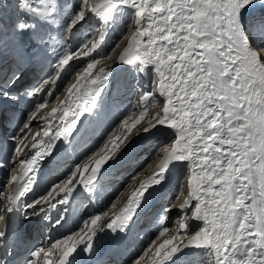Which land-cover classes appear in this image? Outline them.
Listing matches in <instances>:
<instances>
[{
  "label": "snow or ice",
  "instance_id": "snow-or-ice-1",
  "mask_svg": "<svg viewBox=\"0 0 264 264\" xmlns=\"http://www.w3.org/2000/svg\"><path fill=\"white\" fill-rule=\"evenodd\" d=\"M16 10L11 42L0 19V52L11 46L16 57L0 69V101L12 104L0 107V125H14L11 150L0 155V199L7 201L0 205V246L7 219L19 214L24 222L46 221L49 233L24 264H93L98 237L126 235L150 198L182 173L173 199L156 214L154 238L130 264H183L191 256L206 264H264V0H17ZM115 31L120 36L110 46ZM121 44L116 62L151 72L148 90L141 88L99 144L38 191L47 161L61 151L77 155L80 128L100 112L113 75L100 65ZM41 54L44 75L24 84ZM43 109L50 110L41 115ZM134 130L138 139L160 142L125 186L158 161L152 172L119 211L109 215L113 200L53 239L78 198L94 202Z\"/></svg>",
  "mask_w": 264,
  "mask_h": 264
},
{
  "label": "bare ground",
  "instance_id": "bare-ground-1",
  "mask_svg": "<svg viewBox=\"0 0 264 264\" xmlns=\"http://www.w3.org/2000/svg\"><path fill=\"white\" fill-rule=\"evenodd\" d=\"M75 44V43H73ZM124 47V44H121V47L117 49L116 51V55L115 57L120 53V51L122 50V48ZM11 54V53H10ZM41 57H42V54H41ZM43 62H46V61H43ZM34 65L35 68H37L35 66V64H32ZM127 65H124V64H120V63H117L115 58L112 59V60H109L107 62V65L105 66V68H111L112 69V72H113V75H112V78H114V76H116V74L119 72H121L123 70L124 67H126ZM40 68V66H39ZM44 75V72H42V70L40 71L39 69L36 71V70H29L28 73L25 75V78L24 80H26V82H29L31 80H33L34 82H36L41 76ZM151 77V73L149 74ZM147 76V75H146ZM150 77V78H151ZM142 78V77H141ZM151 80V79H150ZM133 81H136V79H134ZM63 87V86H62ZM62 87L60 89V95H61V98H63V92H62ZM2 101H0V104H1ZM103 105H107L105 102L103 103ZM102 108V107H101ZM44 110V109H43ZM48 110V109H46ZM50 110V109H49ZM158 109H154V110H151L152 112H155L157 111ZM46 112V111H45ZM45 112H43V114H45ZM106 113L107 115L108 114H112V113H109V109L106 110ZM41 114V115H43ZM103 117L100 116V119ZM40 119V116L37 117V120ZM100 119L98 118H95L94 120H91L89 119V121L85 124L84 126V129L82 132H86L90 129L89 125H93L95 124L97 121H99ZM87 120V119H86ZM85 120V121H86ZM90 123V124H89ZM110 122H108L107 124H109ZM94 126V125H93ZM104 128V129H103ZM102 130L106 131V129H108L107 127H103ZM33 131H35V129H33ZM92 131L94 133H90L89 134V137L87 138V141H86V144L83 148V150L81 152H79L77 155H71L70 153H67L65 154V156L57 159L56 161V166H58L60 164V172H66L68 170V168L70 167V161H72L74 159V161H76L78 159V156L79 155H82L83 151L84 150H87L88 148H90L88 145L91 144V146H94L93 143L95 141H98L100 140V138L104 135L105 132H102L100 131V128L99 126L97 125L94 126V128H92ZM89 133V132H88ZM29 139H31V137H29ZM83 139V138H82ZM81 138H79V140L81 141L82 140ZM155 137H151V138H146L143 143H140L139 142L143 139H138L137 138V134L134 130L132 136L130 137V141H131V144H130V148L129 150H127V153L126 155L123 156V158L118 162V163H115V164H112V167L109 169L108 173L104 176V179L102 181V186H101V192L100 194L97 195V202L96 203H93L92 202H85L83 203V198H78L79 199V202L81 203L80 205V208L82 209V211H79V213L77 212L76 214V218H75V222L77 223H81L82 222V219H87V217L90 215V214H93V213H96V212H99V211H102L106 206L110 205L112 203V200L113 199H116L117 201V204H115V208H112L109 212V215H111L113 212H117L119 211L126 203V200H127V197L128 195L131 193V191L136 187L138 186L139 184V181L142 180L145 176L149 175L151 172H152V169L155 167V164L156 162L158 161H154L150 167H148L147 169H145L142 174L134 181L131 182V184L129 186H127V188L124 190V185H122V177H128V174L129 172H135L136 170H138L141 165H142V162L138 165H133L132 162L133 161H138V159H140L139 157L146 153V151H150L149 149L152 148V143L151 141H154ZM148 140V141H147ZM159 141V140H158ZM27 142V141H26ZM160 142V141H159ZM147 150H142L143 148H145ZM138 150H142L141 152H137ZM143 152V153H142ZM138 153V154H137ZM142 153V154H141ZM28 154V150L25 149V155ZM136 154V155H135ZM149 158V157H148ZM147 158V159H148ZM146 159V160H147ZM128 160V161H127ZM111 163V162H110ZM131 164L134 166L132 167V169L128 172L126 169L129 168L131 166ZM125 165V166H123ZM123 166V167H122ZM125 168V169H124ZM118 173V174H117ZM117 174V175H116ZM181 174V173H180ZM179 174V175H180ZM108 175V176H107ZM116 175V176H115ZM178 175V177H179ZM107 176V177H106ZM115 176V179L113 180V177ZM117 177V178H116ZM177 177V178H178ZM175 179V176L174 178L172 179L171 183H170V187H168L167 191L168 190H175L179 184H178V179ZM125 180V179H124ZM105 183V184H104ZM104 184V185H103ZM122 185V191L119 193V198L117 199V191L119 189V187ZM172 190V191H173ZM164 191V190H163ZM162 191V192H163ZM166 191V192H167ZM165 192V193H166ZM161 193V192H160ZM160 193H155L153 195L152 198H150V201L153 200L154 198L158 197V195ZM169 193V192H167ZM185 193H186V190H185ZM172 194V193H170ZM166 196V195H165ZM183 199V196L181 197V200ZM102 200V201H100ZM99 201V202H98ZM149 201V202H150ZM82 212V213H81ZM143 211H141L137 217L138 220H140V214L142 213ZM81 213V214H80ZM177 213H175V211L171 214L173 215H176ZM105 219H107V217H105ZM136 219V221H137ZM135 221V224L134 226L129 230L128 234L129 236H131L132 234V231L133 229L137 228L138 226V223H136ZM108 233H112L111 231H106L105 233H103L101 236L99 237H103L105 236L106 234ZM130 238V237H129ZM143 238V237H142ZM135 256L133 255H129L128 258H122V256L117 253L114 249H110L108 251V257H107V261L104 263V264H128V262L134 258ZM191 258V257H190ZM197 258V257H195ZM198 259V258H197ZM186 260H188V258H186ZM196 264V263H195Z\"/></svg>",
  "mask_w": 264,
  "mask_h": 264
},
{
  "label": "rangeland",
  "instance_id": "rangeland-1",
  "mask_svg": "<svg viewBox=\"0 0 264 264\" xmlns=\"http://www.w3.org/2000/svg\"><path fill=\"white\" fill-rule=\"evenodd\" d=\"M74 2H75V0H74ZM1 4H4V6L5 7H3L2 9L0 8V19L2 18H6V17H10L11 19H12V23L14 22V20L16 19V17H17V15H18V13H17V10H16V5H13L12 4V0H0V5ZM2 12H3V14H2ZM9 30H11V28H6V35H4V39L6 40V41H8V42H11L12 40H13V37H12V35H11V32L9 31ZM84 30L82 29L81 30V32H83ZM10 32V33H9ZM80 36H81V33H77V36L74 38V42L73 43H75V42H78V40L80 39ZM119 36H120V33L118 32V31H115V32H113V33H110V35H109V45L111 46L112 44H114L115 43V41L119 38ZM12 38V40L10 41V39ZM24 46H25V48L28 46V44L27 43H25L24 44ZM75 46V44H72V47H74ZM118 49V48H117ZM117 49H116V51H117ZM116 51H115V53H113V57L115 58V55H116ZM8 52H10V53H13V50H12V48H11V46L8 48V50H4V51H2V52H0V55H1V58H4V56H7L9 53ZM113 58V59H114ZM109 60H107V61H104V62H102V65H100V66H103V67H105L106 65H107V62H108ZM81 64L83 63L82 61L80 62ZM100 66H98V67H100ZM151 72H149L148 74H147V76L145 75V74H140L139 73V76H140V79H141V84L143 85V88H144V90H148V85L150 84V79H153V77H151L149 74H150ZM142 77V78H141ZM151 77V78H150ZM134 82V84L131 82L130 83V86L128 87V88H126L122 93H119V97H122V99H124L123 97H129V98H132L131 100L133 101V100H135V101H137V99H138V97L140 96V92H141V89H140V84L138 85V83H136V81H133ZM133 86L136 88V93H134V90H133ZM63 88V87H62ZM139 96H138V95ZM126 95V96H125ZM137 98V99H136ZM128 100V99H127ZM130 100V99H129ZM135 104L133 103V104H131L129 107H126V106H124V107H126V108H124L123 109V115H125V114H127L130 110H132V108H133V106H134ZM117 107H119V106H117ZM115 105H114V103H110V104H107V105H103L102 106V108H101V114H100V116H102L103 115V117L100 119V116L98 117V119H100L99 121H97L95 124H93L94 126H96L97 127V125L99 126V128H100V131H101V133L102 132H106L108 129H110V128H113L117 123H118V121L116 122V123H111L109 126H107V123H104V120H106L107 118L106 117H108L109 115H111V114H108L107 115V113H106V110L107 109H109V110H112V109H115V108H117ZM154 109H156V108H153L152 110H154ZM116 110V109H115ZM46 111V112H45ZM49 111V109L48 110H46V109H44V110H42V112H41V114H43V112H45V113H47ZM90 124V123H89ZM93 125H89V127H90V129L88 130V132L89 133H94L93 131H92V128H94V126ZM103 127H107L108 129H106V131L104 130H102V128ZM104 136V135H103ZM102 136V137H103ZM102 137L100 138V140H98V141H95L94 143H93V145L95 144H99L100 142H101V140H102ZM146 139V138H145ZM145 139H143V140H141L140 142H139V144L140 143H143V141L145 140ZM148 141V140H147ZM151 145H152V148L151 149H149L150 151H148L147 149H146V147L145 148H143L142 150H147L146 151V153H144V154H142L139 158L140 159H138V161H133L132 162V164L134 165H138V163L140 164L141 162H142V165L141 166H143L146 162H147V158L150 156V154H151V152H152V150L156 147V145L159 143V141H158V139L157 138H155L154 139V141H151ZM90 148L92 147L91 146V144L90 145H88ZM142 150H138L137 152L139 153V152H141ZM137 153V154H138ZM136 155V154H135ZM128 161V160H127ZM131 164V166L129 167V168H127L126 170L129 172L131 169H132V167H134L133 165ZM123 166H125V165H123ZM122 166V167H123ZM141 166L140 167H138L139 169L141 168ZM125 169V168H124ZM136 171H138V170H136ZM133 172H129V174H128V177L126 178V177H122V179H121V181H122V185H124V190L127 188V186H125V184H126V180H129L128 178H129V176L132 174ZM118 174V173H117ZM116 174V175H117ZM115 175V176H116ZM182 175V173L179 175V177L177 178L178 180V184L180 183V176ZM115 176L113 177V180L115 179ZM117 178V177H116ZM125 179V180H124ZM124 182H125V184H124ZM105 184V183H104ZM103 184V185H104ZM122 185L119 187V189H118V193H120L121 192V190L123 189L122 188ZM178 188V187H177ZM177 188L175 189V190H168L167 192H169V193H164V196L163 197H166V196H169L170 195V193H172V194H174L175 195V193H176V190H177ZM117 193V194H118ZM166 195V196H165ZM119 198V197H118ZM117 198V199H118ZM161 199V198H160ZM172 200V199H171ZM117 201V200H116ZM112 202H113V200H112ZM115 204H117V202H115ZM176 219H177V214L176 215H174V217H173V215H171V224H175V222H176ZM196 256H191V258L190 257H187L188 258V260H186V264H189V262L191 261L192 262V264H195L197 261H199V264H206V261L203 259V258H201V257H197V258H195ZM128 264H130V261L128 262ZM185 264V263H184Z\"/></svg>",
  "mask_w": 264,
  "mask_h": 264
}]
</instances>
